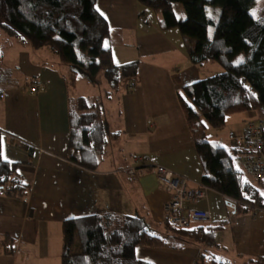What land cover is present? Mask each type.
Returning a JSON list of instances; mask_svg holds the SVG:
<instances>
[{
	"label": "crops",
	"instance_id": "0c3cea01",
	"mask_svg": "<svg viewBox=\"0 0 264 264\" xmlns=\"http://www.w3.org/2000/svg\"><path fill=\"white\" fill-rule=\"evenodd\" d=\"M97 10L114 31L108 46L115 65L139 64L138 76L121 82L117 93L101 78L103 96H82L80 76L73 85L69 68L51 50H34L0 35L2 156L17 166L15 179L28 186L20 198L0 194V264H62L63 222L107 213L140 218L162 239L179 243L136 248L137 258L150 264L264 259V209L237 214L233 200L210 189L206 199L189 207L208 211L210 221L188 230L214 231L218 247L194 244L167 226L164 206L170 196L150 167L160 165L187 178L190 188L201 185L197 136L188 127L178 94L220 75L222 68L212 61L193 64V44L177 28H164L160 13L137 0H98ZM35 84L38 91L31 94ZM80 98L98 101L108 129L109 142L95 170L70 160V113ZM229 118L242 123L235 149L245 122L256 115ZM140 157L152 160L150 168Z\"/></svg>",
	"mask_w": 264,
	"mask_h": 264
},
{
	"label": "trees",
	"instance_id": "16d2710c",
	"mask_svg": "<svg viewBox=\"0 0 264 264\" xmlns=\"http://www.w3.org/2000/svg\"><path fill=\"white\" fill-rule=\"evenodd\" d=\"M97 1L0 0V34L34 50H51L69 68L73 85L81 75L91 82L101 77L112 93H117L121 82L138 76L139 64L115 65L112 49L106 45L114 31L98 12ZM137 1L160 13L164 28H177L193 44L189 51L193 64L201 67L214 61L223 70L220 75L186 86L178 94L193 133L204 132L208 126L221 129L227 118L236 114L253 112L264 119V0ZM178 5L185 13L181 18L176 12ZM208 6L219 8L218 21L210 15ZM70 125V160L85 169H97L109 142L98 101L77 99ZM2 140L0 132V194L23 197L28 186L15 179L17 166L3 159ZM195 146L204 170L202 185L233 200L237 214L264 209V197L237 167L236 149L232 154L218 143L198 138ZM6 186L11 190H5ZM62 228V264H150L137 258L136 248L168 246L137 217L93 215L65 220ZM170 230L194 244L218 247L214 231ZM248 264H264V259Z\"/></svg>",
	"mask_w": 264,
	"mask_h": 264
},
{
	"label": "built area",
	"instance_id": "2783aa9c",
	"mask_svg": "<svg viewBox=\"0 0 264 264\" xmlns=\"http://www.w3.org/2000/svg\"><path fill=\"white\" fill-rule=\"evenodd\" d=\"M30 91L31 94L36 93L38 85L35 84ZM249 91L254 95L251 88ZM235 149L239 153L236 156V163L243 171L253 179L264 181V119L245 123L236 139ZM139 160L144 167L154 168L160 187L170 196L164 206L168 226L176 230H187L192 225H202L210 221L208 211L189 208L206 199L210 190L208 187L201 184L198 188H190L187 178L163 166L152 165L150 158L140 157ZM129 174L136 177V170L131 169ZM5 190H11V186H6Z\"/></svg>",
	"mask_w": 264,
	"mask_h": 264
},
{
	"label": "rangeland",
	"instance_id": "374dc122",
	"mask_svg": "<svg viewBox=\"0 0 264 264\" xmlns=\"http://www.w3.org/2000/svg\"><path fill=\"white\" fill-rule=\"evenodd\" d=\"M207 8L209 9L210 15L213 16L216 21H218L219 20V8L213 7V6H208ZM176 12L179 13L180 18H181V14L185 15L184 9L181 5H178L176 7ZM213 32H214V27L212 26L209 28L210 38L213 36ZM0 35L4 36L3 34H0ZM106 45H108V44H106ZM212 62L216 65V67H219L214 61H212ZM84 78L81 75L78 79V82L80 84V88L78 90L79 94H82V96H85V97H94V96H100L101 97V96H103V87H101L99 85V83L102 82L101 77L97 78L96 85H98V87H95V88L93 87L92 82H90L91 84H89V82L87 80H85ZM106 98H108V97L106 96ZM259 119L260 118L257 117V115H256L255 119L254 118L248 119L245 123H247L249 121H256ZM241 125H242L241 119L236 120L233 118H229L226 120V125L223 128L213 129V128L208 126L204 132L201 131V132L197 133L196 136H197L199 141L205 140V141L210 142V143H218L221 146H223L224 148H226L230 153L233 154L234 139L236 138V136H237L236 132L240 130ZM239 167L240 166L238 165V168ZM245 175H246V178H248V180L252 183L253 188L256 191H258L262 197H264V195H262V194H264V181H258L256 179H253L252 177L248 176L246 173H245ZM163 240L172 246H177L179 244L178 242L173 241L170 237H167V236H164Z\"/></svg>",
	"mask_w": 264,
	"mask_h": 264
},
{
	"label": "snow or ice",
	"instance_id": "6c2138e0",
	"mask_svg": "<svg viewBox=\"0 0 264 264\" xmlns=\"http://www.w3.org/2000/svg\"><path fill=\"white\" fill-rule=\"evenodd\" d=\"M101 15H103V13H101ZM262 195H264V194H262Z\"/></svg>",
	"mask_w": 264,
	"mask_h": 264
}]
</instances>
